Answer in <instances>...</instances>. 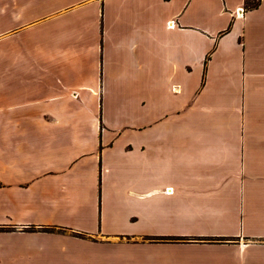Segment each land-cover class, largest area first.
<instances>
[{"label": "crops", "instance_id": "1", "mask_svg": "<svg viewBox=\"0 0 264 264\" xmlns=\"http://www.w3.org/2000/svg\"><path fill=\"white\" fill-rule=\"evenodd\" d=\"M244 5L0 0L2 43L17 40L10 65L2 53L0 264H103L106 246L264 264V0Z\"/></svg>", "mask_w": 264, "mask_h": 264}, {"label": "rangeland", "instance_id": "2", "mask_svg": "<svg viewBox=\"0 0 264 264\" xmlns=\"http://www.w3.org/2000/svg\"><path fill=\"white\" fill-rule=\"evenodd\" d=\"M2 29L0 27V88H1V77L4 75V71L2 68V63H3V50L5 48V61H7L6 58V51H8V62L9 65L11 64V61L13 60L15 53L13 52L16 50V45H17V40L10 38L9 41L5 42V44L2 43ZM25 40H21L20 44H25L26 42L31 43L32 38L31 37H25ZM23 55V54H22ZM23 58H21L22 61ZM16 76V69H11L9 70V75L11 76ZM6 75V71H5ZM41 233H49V234H59V235H74V236H85V235H79L75 233H70L67 231H63L62 229H54V228H42L39 230ZM42 247H47L49 248H57V246H44ZM51 252V251H49ZM49 252H45L43 256L49 255ZM54 253V252H51ZM133 252L128 250V248L125 249H118L115 248H109L106 246V248L100 250L97 254H94L93 256H97L99 260H103V264H162L160 261H151V260H146L144 255L142 253H139L138 255H132ZM50 256V255H49Z\"/></svg>", "mask_w": 264, "mask_h": 264}, {"label": "trees", "instance_id": "3", "mask_svg": "<svg viewBox=\"0 0 264 264\" xmlns=\"http://www.w3.org/2000/svg\"><path fill=\"white\" fill-rule=\"evenodd\" d=\"M262 0H245V10H253L257 8ZM162 240H174L173 238H162Z\"/></svg>", "mask_w": 264, "mask_h": 264}, {"label": "built area", "instance_id": "4", "mask_svg": "<svg viewBox=\"0 0 264 264\" xmlns=\"http://www.w3.org/2000/svg\"><path fill=\"white\" fill-rule=\"evenodd\" d=\"M173 25H174V23H173V22H170V23H169V27H170V28H172V27H173Z\"/></svg>", "mask_w": 264, "mask_h": 264}]
</instances>
